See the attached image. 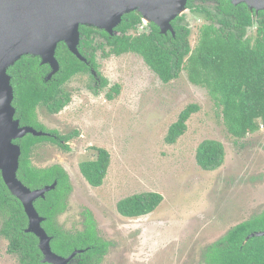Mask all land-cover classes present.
Returning a JSON list of instances; mask_svg holds the SVG:
<instances>
[{
  "label": "rangeland",
  "instance_id": "1",
  "mask_svg": "<svg viewBox=\"0 0 264 264\" xmlns=\"http://www.w3.org/2000/svg\"><path fill=\"white\" fill-rule=\"evenodd\" d=\"M184 14L194 47L209 21L189 10ZM146 23L131 33L148 31ZM256 30L257 24L248 28L247 36L255 37ZM96 42L104 40L97 36ZM96 61L105 87L99 78L79 73L64 85L71 101L61 112L37 109L38 121L47 128L73 135L68 151L44 141L31 153L33 166L60 164L70 176L73 190L59 224L77 231L89 211L100 234L113 243L101 264H206L212 243L264 211V126L244 138L234 137L222 108L207 88L189 80L186 70L165 83L133 52L105 57L99 49ZM115 84L121 92L108 100L106 94ZM191 103L198 104L199 111L188 120L185 134L168 144L170 125ZM206 139L225 147V161L214 171L196 161L197 148ZM96 147L107 149L111 157L99 187L90 186L80 171L81 162L97 158ZM143 192H158L164 199L150 214H119V200ZM2 223L0 216V229ZM8 246L0 234V264H22Z\"/></svg>",
  "mask_w": 264,
  "mask_h": 264
},
{
  "label": "trees",
  "instance_id": "2",
  "mask_svg": "<svg viewBox=\"0 0 264 264\" xmlns=\"http://www.w3.org/2000/svg\"><path fill=\"white\" fill-rule=\"evenodd\" d=\"M215 1L211 9L205 0H188L189 11L201 14L209 21L201 27L194 47L189 41L191 29L183 22L185 14L172 22L174 34L171 31L162 34L154 23L147 25L148 31L132 34L144 24L141 14L133 11L123 16L115 29L117 33L112 35L95 27H80L78 48L86 61L80 60L64 42H60L56 51L60 69L50 80L46 79L51 71L48 64H42L37 56H23L8 69L14 88L16 119L21 126L49 132L39 123L37 109L44 106L51 114L61 112L71 101V94L64 90V85L75 75L88 73L93 78L95 71L101 79L100 87H105L107 80L99 73L96 61V53L101 49L105 57L129 52L139 54L165 83L186 70L189 80L207 88L222 108L225 125L234 137L244 138L255 133L264 125V11L256 15L246 4ZM255 24V37L247 36L248 28ZM97 36L104 42L97 43ZM106 47H109L108 51ZM120 92L121 86L115 84L106 97L113 100ZM199 109L198 104L191 103L181 111L165 136L168 144H175L185 134L188 120ZM50 132L58 139L27 134L15 140L22 150L18 178L32 190L56 182L54 189L34 203L44 218L43 228L52 237L53 251L67 257L83 250L75 256L74 264H100L108 243L97 236L91 224L84 232L75 233L65 231L57 222L58 215L66 206L69 189L70 178L66 170L60 165L37 168L31 162L32 149L43 141L50 140L69 150L66 142L72 138L71 135L60 136ZM95 150L97 158L81 162L80 171L90 185L99 187L107 176L111 157L105 148L96 147ZM196 161L206 171L218 169L225 161L224 144L214 139L202 141L197 148ZM163 199L158 192L137 193L119 200L117 210L125 217H139L155 211ZM0 216L3 218L0 234L9 240V253L17 254L22 264H50L42 262L39 239L26 231L29 219L24 206L8 189L1 171ZM256 231H264V211L237 224L212 243L205 254L206 264H264V236H253Z\"/></svg>",
  "mask_w": 264,
  "mask_h": 264
},
{
  "label": "water",
  "instance_id": "3",
  "mask_svg": "<svg viewBox=\"0 0 264 264\" xmlns=\"http://www.w3.org/2000/svg\"><path fill=\"white\" fill-rule=\"evenodd\" d=\"M230 1L234 5L246 4L251 11L264 10V0ZM188 10V0H0V171L10 192L24 206L29 219L26 231L39 239L42 262L68 264L83 250L68 257L55 253L52 237L42 226L44 218L34 203L54 189L56 182L32 190L18 178L22 150L15 140L27 134L42 136L46 133L32 126H21L15 118L14 88L8 69L23 56H37L42 64L50 66L46 77L50 80L60 69L56 57L60 42L80 60L86 61L78 48L81 26L95 27L112 35L123 16L136 11L144 22L156 24L162 34L169 31L174 34L172 22ZM252 235L264 236V231Z\"/></svg>",
  "mask_w": 264,
  "mask_h": 264
},
{
  "label": "flooded vegetation",
  "instance_id": "4",
  "mask_svg": "<svg viewBox=\"0 0 264 264\" xmlns=\"http://www.w3.org/2000/svg\"><path fill=\"white\" fill-rule=\"evenodd\" d=\"M200 2H203V1H200ZM205 4H206V6H208L209 8H213L214 7V5L216 4V1L215 0H205ZM251 11V10H250ZM261 11V10H260ZM259 11V12H260ZM264 11V10H263ZM251 12H254L256 15H258V13L259 12H256V11H251ZM145 23V22H144ZM147 25L149 24V23H146ZM94 73V77H93V79H94V81L95 80H97V78H99L100 79V77L97 75V73L94 71L93 72ZM100 81H101V79H100ZM13 101H14V99H13ZM15 115H16V113H15ZM16 118V117H15ZM40 124H42L41 122H39ZM43 126H44V128L45 129H47L49 132H44V133H46L45 135H47V136H49V138H53V139H58V136L56 135V134H54V133H51L50 131H53V132H56V133H58L60 136H65V135H62V134H60V132L58 131V130H54V129H49V128H47L44 124H42ZM261 126H264V125H261ZM66 135H71V137L73 138V136H72V134H66ZM71 139H69L67 142H66V144H68L69 145V141H70ZM47 141H49V142H52V141H50V140H47ZM44 142V141H43ZM54 143V142H53ZM56 144V143H55ZM62 148V147H61ZM63 149V148H62ZM69 149H70V145H69ZM64 150V149H63ZM66 151V150H65ZM31 162H32V157H31ZM55 165H60V164H55ZM61 166V165H60ZM63 167V166H62ZM64 168V167H63ZM65 169V168H64ZM67 172V171H66ZM68 173V172H67ZM69 175V174H68ZM83 175V174H82ZM69 178H70V176H69ZM89 184V183H88ZM69 189H68V191H67V196H66V198H65V204H66V206H65V208H64V211L61 213V214H63L65 211H66V208H67V202H68V198H69V196L71 195V193H72V190H73V186H72V182H71V179H70V181H69ZM90 185V184H89ZM90 186H92V185H90ZM42 198H44V197H42ZM118 211V210H117ZM61 214H59L58 215V217L61 215ZM120 214V213H119ZM121 215V214H120ZM123 216V215H122ZM58 217H57V222H58ZM125 217V216H124ZM89 218H91V219H89ZM44 221V220H43ZM59 223V222H58ZM3 224V223H2ZM92 225L93 226V228H94V230L96 231V234H97V236L99 237V238H101L102 240H104V241H106L107 243H108V245H107V250H106V252L103 254V257H102V259H101V263H102V261H103V259L109 254V249L113 246V243L111 242V241H109V240H106V239H104V237L100 234V232H99V230H98V226H97V222H96V220H95V218H94V216L89 212V211H87L86 212V215H85V219H84V223H83V227L81 228V229H78L77 231L75 230V231H70V232H84L86 229H87V227H88V225ZM60 225V227L62 228V229H64L65 231H67L63 226H61V224H59ZM3 236V235H2ZM4 237V236H3ZM7 239V238H6ZM8 240V239H7ZM9 241V240H8ZM9 247V246H8ZM78 251V250H77ZM82 252H80V251H78L77 252V254H81ZM73 254V253H72ZM77 254L75 255V256H77ZM71 255V254H70ZM69 255V256H70ZM75 256L69 261V263L68 264H74V258H75ZM68 257V256H67ZM100 263V264H101Z\"/></svg>",
  "mask_w": 264,
  "mask_h": 264
}]
</instances>
